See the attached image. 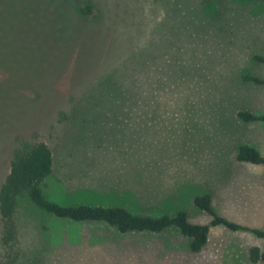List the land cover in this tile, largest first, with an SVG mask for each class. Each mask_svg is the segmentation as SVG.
Masks as SVG:
<instances>
[{"label":"rangeland","instance_id":"374dc122","mask_svg":"<svg viewBox=\"0 0 264 264\" xmlns=\"http://www.w3.org/2000/svg\"><path fill=\"white\" fill-rule=\"evenodd\" d=\"M45 1L54 19L37 21L36 0H0V185L18 141L42 140L52 201L207 223L193 198L209 193L217 214L264 231V164L235 158L243 143L264 156V122L237 116L264 113V84L242 80H264V1ZM53 23L67 51L47 49ZM10 225L0 218V264H264L249 260L264 250L250 231L213 226L192 252L173 228L120 234L57 218L26 192Z\"/></svg>","mask_w":264,"mask_h":264},{"label":"trees","instance_id":"16d2710c","mask_svg":"<svg viewBox=\"0 0 264 264\" xmlns=\"http://www.w3.org/2000/svg\"><path fill=\"white\" fill-rule=\"evenodd\" d=\"M31 0H25V4ZM264 1V0H256ZM45 0H36L33 11L37 21L42 16L46 19H54L47 11ZM21 10V6L19 7ZM84 14L92 12L89 5L82 7ZM33 19V18H32ZM36 21V22H37ZM56 23L50 29L51 39L54 43L47 46L49 50L67 51L72 45V40L59 36L56 31ZM50 46V47H49ZM49 47V48H48ZM257 62L264 63V56L254 55ZM242 80L256 84H264V80L250 74L242 76ZM37 95L28 99L33 101ZM237 116L246 122H264V113L256 114L248 109H241ZM235 158L240 162L264 164V156L258 149L248 143L240 144L236 150ZM53 160L49 145L42 140H29L22 138L13 148L9 161V171L0 185V218L6 223L7 231L11 229L10 220L13 215L17 197L26 192L34 205L57 218L75 222H102L114 228L120 234L150 233L158 234L168 229L179 231L188 241V248L192 252H198L206 244L209 232L213 226H223L231 231H250L264 237V231L229 220L219 214L213 208L211 195L204 193L193 198L194 205L211 216L207 223H195L189 220L186 211L179 209L175 214L163 213L158 216L139 214L121 205H90L60 204L48 199L42 191V182L52 172ZM248 257L251 262L264 260V250L257 246L248 249Z\"/></svg>","mask_w":264,"mask_h":264}]
</instances>
